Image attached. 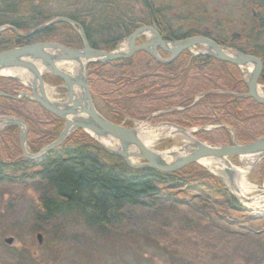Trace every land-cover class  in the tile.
Returning a JSON list of instances; mask_svg holds the SVG:
<instances>
[{"label":"trees","instance_id":"trees-1","mask_svg":"<svg viewBox=\"0 0 264 264\" xmlns=\"http://www.w3.org/2000/svg\"><path fill=\"white\" fill-rule=\"evenodd\" d=\"M150 2L165 39L201 34L218 43L228 41L230 31L216 22V16L208 18L206 11L193 16L186 34L181 19L170 18L169 0ZM57 16L72 19L77 29L59 21L26 37L5 28L0 33V50L37 41L82 47L81 29L89 46L110 51L134 29L152 23L142 0H0V26H14L20 33ZM53 77L54 84L62 83ZM87 79L95 108L115 123L125 116L145 119L152 112L167 110L151 121L196 127L193 136L211 145L231 144V132L238 143L264 135V104L242 95L247 86L235 64L215 57L184 50L172 61L160 63L139 50L125 59L90 62ZM23 90L28 88L22 83L0 76L4 93L0 116L18 117L28 125L26 146L34 153L58 136L63 120L34 101L17 99ZM16 129L7 125L0 131V182L33 186L37 218L77 215L99 236L122 231L132 235L137 224L128 221V208L157 210L164 204L169 209V249L175 259L181 256L186 262L191 260L188 264H216L234 257L247 211L222 180L202 165L191 163L174 172L133 169L81 129L40 158L16 157ZM163 188L169 192L163 193Z\"/></svg>","mask_w":264,"mask_h":264},{"label":"rangeland","instance_id":"rangeland-1","mask_svg":"<svg viewBox=\"0 0 264 264\" xmlns=\"http://www.w3.org/2000/svg\"><path fill=\"white\" fill-rule=\"evenodd\" d=\"M4 3L2 2V4ZM169 7L174 10L175 14V16L172 14L170 18L172 20L180 18L182 25L188 30L193 24L191 21L193 16L198 18V15L195 14H201L199 13L200 10H206L209 18L213 13H216L215 9H218V2L216 0H169ZM223 17L230 20L229 16ZM229 20L223 26L231 31L233 28ZM119 45L121 51L126 48L125 41H122ZM190 50L193 53L203 52L204 47L196 45ZM159 55L162 58L167 57L162 53ZM67 64L70 65L71 63ZM60 66L73 73V69L66 67L65 63H61ZM42 78L45 83L46 94L51 100L61 101L66 97L65 89L61 86L62 83L54 84L56 81L53 74L44 70ZM243 79L246 82L247 76L243 75ZM258 87L260 89L259 93H264V89L260 85ZM76 91L78 92V89ZM19 94L15 96L17 99L25 97H19ZM197 98L198 96L195 97L193 102ZM96 102L101 106L102 103L99 100L96 99ZM175 108L180 109V107ZM175 108L173 107L171 110ZM165 111L167 110L152 112L145 119H134L125 116L120 123L125 126L129 125L126 127L133 126L137 130L142 128L154 134L155 139L151 140L148 145L153 150L165 152L174 148L179 149L185 143L182 136L167 134L163 128V125L174 123L161 119L151 121L154 116ZM150 115L152 116L149 117ZM138 122H141V124ZM5 126H1L0 131ZM26 126L28 131V125L26 124ZM184 129L192 137H194L193 132L197 130L196 127ZM15 133L17 148L19 149L16 157L27 158L22 155L19 146L18 126ZM26 141L27 132L25 148L28 153L33 154L27 149ZM110 145V148L118 147L117 142L113 140ZM262 159H259L253 167L251 165L253 161L248 156L227 157L225 159L234 169L244 167L246 170L244 179L247 184L241 187V197L237 193L240 191L239 186L233 183V187L237 191L233 189L232 184L230 185L225 181V179L227 181L228 179L222 169L217 171L214 164L204 165L201 162L198 163L217 177L220 178L221 176L220 179L225 187L247 211L244 219L241 220L242 236L237 240L238 249L234 257L228 256L216 264H264V234L257 236L258 232L263 233L264 231V195H261L262 190L258 188V186L264 187V163L260 164ZM165 192H169V190L163 188V193ZM36 193V189L31 185L20 186L0 182V264H188L191 261L186 262L181 256H177L179 258L175 259L169 249L168 205L162 204L157 210L146 207L128 208L126 211L128 221L137 224V231L134 234L128 235L126 231H122L120 234L112 233L108 236H99L89 230L77 215L59 216L51 220L41 219L40 216L37 218ZM179 220L180 224H183L182 220ZM38 233L41 235L40 243L36 237ZM9 237L13 238L11 244L4 241L5 238Z\"/></svg>","mask_w":264,"mask_h":264},{"label":"water","instance_id":"water-1","mask_svg":"<svg viewBox=\"0 0 264 264\" xmlns=\"http://www.w3.org/2000/svg\"><path fill=\"white\" fill-rule=\"evenodd\" d=\"M143 2L150 11L153 24L141 25L131 32L124 40L126 48L122 51L119 50L120 45L110 51L89 46L82 30L79 31L82 47H68L57 42L37 41L0 50V75L11 77L28 88V91L21 92L19 97L25 96L63 120V126L58 136L33 154L28 153L25 148L27 126L20 118L0 117V127L12 124L18 126L19 146L22 155L31 159L40 158L60 144L69 133L81 129L97 140L108 153L121 157L130 168L174 172L191 163H200L202 160L222 161L224 162L222 171L226 174L228 181L233 184L237 171L225 159L227 157L253 156L255 158L251 164L253 167L259 159L264 158V135L251 142L238 143L232 132L231 144L218 145H211L190 136V144L168 152L166 155L169 159H165L163 152L149 148L142 141L135 127H126L122 123L117 124L110 121L101 115L93 104L87 79V65L90 62L125 59L139 50H144L159 62H168L182 51L190 50L196 45H202L204 51L193 53V55L203 54L238 66L251 65L253 68L246 80L248 91L242 95L253 98L259 104H264V95L257 92V79L261 71L260 60L242 52H230L205 36H192L174 41L164 40L156 28L158 21L149 1L143 0ZM59 21H66L75 28L78 27V24L72 19L61 16L35 27L26 34H21L16 29L15 31L20 36H30ZM1 30L2 28H0ZM141 35L146 36L145 41L135 44L136 38ZM158 49L169 53V56L162 58ZM61 63H65V65L75 63L78 64L79 69L75 74L70 73L60 66ZM44 70L62 80L61 86L66 92V97L63 100H51L47 96L42 78ZM2 94L0 92V95ZM169 125L182 131L186 130L174 124ZM101 139H111L117 142L118 147H107L100 141ZM258 188L262 190L261 195H264V187L258 186ZM233 189L236 190L234 187ZM36 237L40 243L41 235L38 233ZM4 241L11 244L13 238H5Z\"/></svg>","mask_w":264,"mask_h":264},{"label":"flooded vegetation","instance_id":"flooded-vegetation-1","mask_svg":"<svg viewBox=\"0 0 264 264\" xmlns=\"http://www.w3.org/2000/svg\"><path fill=\"white\" fill-rule=\"evenodd\" d=\"M148 1L152 7L150 0H148ZM216 1L218 2V9H215L216 13H213V15H212V16H216V22L224 25V24H226L225 22L229 19H226L223 16H229L230 17L229 22L232 25L233 30L230 31L228 41H226L225 39L224 40L221 39V43H218L214 38H211L210 36H206V35H201V34L184 36L181 38L168 40V39H165L163 37L161 27L159 25H157L156 28L159 31V33L161 34L162 38L164 40H167V41H174V40H179V39L188 38V37H192V36H205V37L212 39L217 44L221 45L222 47H224L226 50H228L230 52L231 51L242 52V53L256 57L258 60H260V63H261V71H260V74H259L258 79H257V86L260 85V87H263V89H264V62H263V60H264V0H216ZM145 7L147 8L146 5H145ZM152 9H153V7H152ZM147 10L150 13L148 8H147ZM172 14H174V10H171V8H170L169 9V16H171ZM174 16H175V14H174ZM176 16H179V15H176ZM150 24H153V23H150ZM145 25H149V24H145ZM5 28H11L14 31L16 29L14 26L5 25L2 30H4ZM73 28H75V27L73 26ZM184 28L185 27L182 25L181 29L186 34H187V32H189L191 30V29L186 30V28L185 29ZM75 29H77V28H75ZM206 30L208 31V33L212 32L209 29H206ZM21 34H26V33H21ZM141 36H143V39H140ZM141 36L136 38L135 44H140V43L145 41L146 36H144V35H141ZM158 52L160 54L161 52H164V51L161 49H158ZM166 54L168 57L169 53L166 52ZM157 62H159V61H157ZM168 62H170V61H168ZM168 62H160V63H168ZM238 68L240 70L242 77H243V75H246L247 79H248L249 73L251 72L253 67L250 65L249 69L246 66L242 67V68H240L238 66ZM247 90H248V88H247ZM166 124H168V123H166Z\"/></svg>","mask_w":264,"mask_h":264},{"label":"bare ground","instance_id":"bare-ground-1","mask_svg":"<svg viewBox=\"0 0 264 264\" xmlns=\"http://www.w3.org/2000/svg\"><path fill=\"white\" fill-rule=\"evenodd\" d=\"M5 4V3H4ZM4 4H1V6H3ZM61 17V16H60ZM64 17V16H62ZM66 22V21H65ZM70 24V23H69ZM71 25V24H70ZM5 25H1L0 28H4ZM72 26V25H71ZM185 29V28H184ZM82 41V40H81ZM191 52V51H190ZM180 54V53H179ZM191 54L193 55V53L191 52ZM226 62V61H225ZM236 65V64H235ZM238 67V65H236ZM66 67L70 68V69H73V73L75 74L78 69H79V66L78 64H75V63H71L70 65L69 64H66ZM240 68L242 67H245V66H239ZM248 69H249V66H246ZM3 72H6L8 73L9 71H3ZM259 85V84H258ZM263 88V87H262ZM248 91V90H247ZM257 92L259 93L260 92V89L259 87L257 86ZM247 93V92H245ZM260 95H264V93H259ZM243 96H246V95H243ZM246 97H249V96H246ZM251 98V97H250ZM253 99V98H252ZM256 102V101H255ZM141 124V122H138ZM163 128L165 129V133L167 134H171V135H180L182 136L183 140H184V146L190 144L191 142V137L189 136V132L188 131H182L174 126H170V125H163ZM138 133H139V136L141 137L142 141L148 146L149 145V142L151 140H154L155 139V136L154 134H151L150 132L142 129V128H139L138 129ZM103 144H105L106 146H111L110 143H111V139H101L100 140ZM178 148H174L172 150H168V151H165L163 152V156L165 157V159H169V157L166 155L168 152H171V151H175L177 150ZM248 157H251V160L254 161V157L253 156H248ZM201 163H203L204 165L205 164H214L215 165V168L218 170H221L224 166V162L220 161V162H213L211 160H202ZM237 171V174L238 176L236 177L234 183L237 184L240 188V191L237 192L238 193V196H242L241 194V187L244 186L245 184H247V182L245 181L244 179V174L246 173V170L245 168H241V169H235ZM225 181L231 185L230 182H228L226 179ZM232 187H233V184H232ZM264 202V201H263ZM264 204V203H263ZM262 204V205H263Z\"/></svg>","mask_w":264,"mask_h":264}]
</instances>
